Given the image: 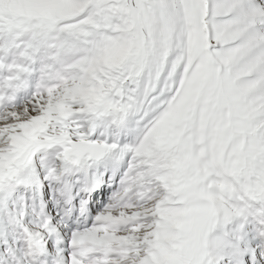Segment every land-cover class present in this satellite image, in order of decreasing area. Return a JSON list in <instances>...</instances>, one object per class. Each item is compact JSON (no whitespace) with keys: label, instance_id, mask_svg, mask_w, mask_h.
<instances>
[{"label":"snow or ice","instance_id":"1","mask_svg":"<svg viewBox=\"0 0 264 264\" xmlns=\"http://www.w3.org/2000/svg\"><path fill=\"white\" fill-rule=\"evenodd\" d=\"M0 264H264V0H0Z\"/></svg>","mask_w":264,"mask_h":264}]
</instances>
